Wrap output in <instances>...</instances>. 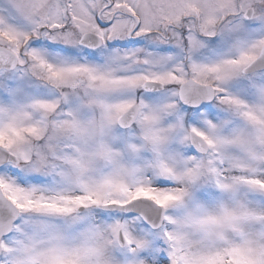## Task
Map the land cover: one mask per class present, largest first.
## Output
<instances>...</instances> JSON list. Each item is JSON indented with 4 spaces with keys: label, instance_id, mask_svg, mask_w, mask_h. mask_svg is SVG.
Masks as SVG:
<instances>
[{
    "label": "snow or ice",
    "instance_id": "snow-or-ice-1",
    "mask_svg": "<svg viewBox=\"0 0 264 264\" xmlns=\"http://www.w3.org/2000/svg\"><path fill=\"white\" fill-rule=\"evenodd\" d=\"M0 264H264V0H0Z\"/></svg>",
    "mask_w": 264,
    "mask_h": 264
}]
</instances>
